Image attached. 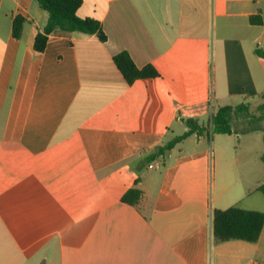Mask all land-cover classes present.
<instances>
[{"label": "crops", "instance_id": "0c3cea01", "mask_svg": "<svg viewBox=\"0 0 264 264\" xmlns=\"http://www.w3.org/2000/svg\"><path fill=\"white\" fill-rule=\"evenodd\" d=\"M82 1L106 40L55 29L38 52L48 13L0 0V264H264V226L256 243L212 235L214 210L264 212V128L243 134L251 152L217 157L220 134L212 152L213 114L264 81V0ZM123 52L160 77L129 85ZM189 119L210 135L151 160Z\"/></svg>", "mask_w": 264, "mask_h": 264}, {"label": "trees", "instance_id": "16d2710c", "mask_svg": "<svg viewBox=\"0 0 264 264\" xmlns=\"http://www.w3.org/2000/svg\"><path fill=\"white\" fill-rule=\"evenodd\" d=\"M40 8L47 12L49 17L43 30L37 34L34 41V49L43 52L47 45L49 34L55 29H62L73 33L87 35L97 34L101 41L106 40L101 24L90 18H81L77 12L81 7L82 0H35ZM26 19L17 16L13 23V35L20 38L26 24ZM251 23L255 24L254 18ZM256 54L264 59V49L257 48ZM116 67L123 74L129 85L138 80L155 79L160 77L159 70L153 65H147L142 69L138 68L127 52L120 53L114 57ZM248 122L249 127L236 130L235 122ZM264 122V94H262V103L257 107L256 112L251 111L248 103H241L237 106L220 107L212 116V134H246L254 131L263 130ZM188 130L181 136L175 137L168 143L157 147L155 157L151 160L165 155L167 151L172 150L178 143L193 134L210 135V129L201 125L196 119L186 121ZM264 162V153L262 155ZM259 191L264 196V182L259 187ZM143 196V192L138 188H132L125 193L122 201L137 206ZM264 226V212L257 210H246L239 206H232L226 210H214L212 215V235L217 243L231 240H242L249 243H256L261 235Z\"/></svg>", "mask_w": 264, "mask_h": 264}, {"label": "rangeland", "instance_id": "374dc122", "mask_svg": "<svg viewBox=\"0 0 264 264\" xmlns=\"http://www.w3.org/2000/svg\"><path fill=\"white\" fill-rule=\"evenodd\" d=\"M262 44L264 46V41H262ZM262 67L264 68V64H262ZM259 93H257L255 96H251L249 99H246L247 102L249 103L251 110L255 113L257 110V107L260 103H262V94H264V81L262 82L261 86L259 87ZM241 100V99H240ZM237 101V104L241 102H246V101ZM249 124L248 122H242V121H237L235 122V129L240 131L241 129L248 128ZM262 127L264 128V122L262 123ZM216 134L213 135L212 137V152L214 151V137ZM258 132L256 131L255 133L251 134L250 137H257ZM218 137V140L216 141V155L219 157V152L222 151H233L238 150L241 146L242 147L247 145L249 147V152H251L252 148L257 146L258 142L257 140H253L251 142H248L247 144L245 143V137L243 136L242 133L236 135L233 134L232 136L228 135H223L220 134ZM218 147L220 149H218ZM255 149V148H253ZM215 152V151H214Z\"/></svg>", "mask_w": 264, "mask_h": 264}, {"label": "built area", "instance_id": "2783aa9c", "mask_svg": "<svg viewBox=\"0 0 264 264\" xmlns=\"http://www.w3.org/2000/svg\"><path fill=\"white\" fill-rule=\"evenodd\" d=\"M151 167H154L153 165Z\"/></svg>", "mask_w": 264, "mask_h": 264}]
</instances>
